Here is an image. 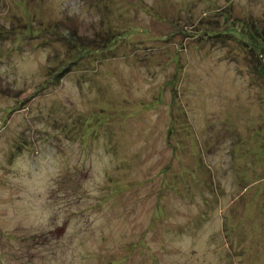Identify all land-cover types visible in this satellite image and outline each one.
<instances>
[{
    "label": "rangeland",
    "instance_id": "rangeland-1",
    "mask_svg": "<svg viewBox=\"0 0 264 264\" xmlns=\"http://www.w3.org/2000/svg\"><path fill=\"white\" fill-rule=\"evenodd\" d=\"M116 1L0 0V264H264V0Z\"/></svg>",
    "mask_w": 264,
    "mask_h": 264
},
{
    "label": "trees",
    "instance_id": "trees-1",
    "mask_svg": "<svg viewBox=\"0 0 264 264\" xmlns=\"http://www.w3.org/2000/svg\"><path fill=\"white\" fill-rule=\"evenodd\" d=\"M108 4V3H107ZM114 5L115 7L116 6H118L117 4H119V2L118 1H116V0H110V2H109V4L107 5L108 6V8L111 10V5ZM112 8H114V7H112ZM116 15V14H115ZM33 24V23H32ZM234 29V28H233ZM27 31L28 32H30V30L29 29H27ZM33 32H35V31H33ZM221 34V32H215L214 30L213 31H208L207 32V35H206V40H204V41H202V42H208L209 40H210V42H212V43H214V42H216V41H219L220 39H217V38H219V36H221L220 35ZM224 35H225V33H224ZM244 43H247V45H253L252 47H255V48H257V49H260L263 53H264V43L262 42L263 40L261 39V37H257L256 36V34H255V32H253V30L252 29H245L244 30V33L242 32H240V33H237L236 34ZM77 44V42H74V44L73 43H71V45L72 46H75ZM249 48H251L250 46H249ZM76 51L78 50V51H84L85 49H87V48H81V47H76V48H74ZM111 51V50H110ZM249 52L251 51L252 52V50H248ZM248 51H246L245 50V52H246V57H247V59H249V60H252V59H254L255 57H254V55H252L251 53H249ZM260 54V53H259ZM256 59V58H255ZM260 69V71L262 72L263 71V73H264V68H263V70H261V68H259ZM91 134V133H90ZM93 136V134H91L90 135V138ZM96 137V136H95ZM109 141L112 139V137L110 136V134L108 135V138H107ZM16 150L17 149H14V150H12L13 151V155H15V153H17L16 152ZM191 172H194V170H191ZM195 172H196V170H195ZM187 173H189L190 174V171H188V172H184V175H185V179H188L187 177L189 176ZM178 177H179V175H175L173 178H172V180L173 181H169L168 183H170L171 184V187L172 186H174V184H172L173 182H174V179H176V182L178 183ZM167 180H168V178H167ZM176 182H174V183H176ZM177 183L175 184V185H177ZM190 182H188V184H189ZM166 185V184H165ZM190 185V184H189ZM177 187V186H176Z\"/></svg>",
    "mask_w": 264,
    "mask_h": 264
}]
</instances>
